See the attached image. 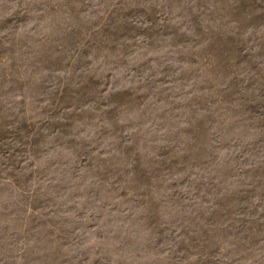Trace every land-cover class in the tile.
I'll use <instances>...</instances> for the list:
<instances>
[{"label":"rangeland","instance_id":"1","mask_svg":"<svg viewBox=\"0 0 264 264\" xmlns=\"http://www.w3.org/2000/svg\"><path fill=\"white\" fill-rule=\"evenodd\" d=\"M0 264H264V0H0Z\"/></svg>","mask_w":264,"mask_h":264}]
</instances>
